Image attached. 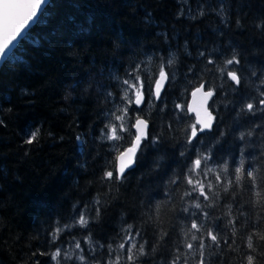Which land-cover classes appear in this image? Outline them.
Segmentation results:
<instances>
[{"label":"snow or ice","instance_id":"1","mask_svg":"<svg viewBox=\"0 0 264 264\" xmlns=\"http://www.w3.org/2000/svg\"><path fill=\"white\" fill-rule=\"evenodd\" d=\"M49 3L0 0V62L8 61L26 40L42 46L31 36V28L42 20ZM177 4V20H197L215 13L224 28L234 22L238 29L244 27L243 9L252 6L250 0H215L214 4L212 0H177ZM233 9L237 10L234 21L229 15ZM254 27L264 36V15ZM215 34L218 39L225 35L222 29ZM158 36L162 46L153 45L154 51L125 68L123 76L113 71L115 56L111 67L95 68L93 89L111 107L102 109V126L93 140L107 145L108 152L119 160L118 167L109 162L114 171L104 172L100 178L104 186L126 184L139 168L137 155L142 162L149 149L163 152L153 160L151 169L160 180L155 195L163 192V199L151 194V186L144 182L147 173L138 177L149 188L139 208L133 209L138 222L123 220L107 243L94 240L89 225L97 222L101 208L107 209L108 197L102 201L97 195L89 203H74L66 222L54 219V226L47 230L49 250L33 253L47 257L49 264H212L213 256L220 259L225 251L234 257L228 264H264V59L254 63L231 41L197 45L193 53L187 39L181 46L169 41L167 33ZM113 48L119 51L120 45L114 42ZM250 55L264 57V50ZM188 59L194 62L187 63ZM178 83L182 91L173 99ZM112 87L115 94L107 90ZM197 93L202 94L204 105L211 104L202 112L192 109L197 112L196 123L181 127L190 119L186 97ZM141 112L149 119L139 115ZM126 120L128 127L124 126ZM0 126H6L2 119ZM41 127L28 130L26 145L38 141ZM229 137L236 142L235 150L214 155L216 146ZM76 139L83 156L85 141L80 136ZM169 149L179 157L174 161L178 168L167 164ZM78 167L86 169L87 160ZM77 231L87 234L78 239Z\"/></svg>","mask_w":264,"mask_h":264},{"label":"trees","instance_id":"2","mask_svg":"<svg viewBox=\"0 0 264 264\" xmlns=\"http://www.w3.org/2000/svg\"><path fill=\"white\" fill-rule=\"evenodd\" d=\"M250 3L251 8L241 13L244 27L238 29L234 22L224 28L215 13L197 20H177V0H50L42 20L31 28V36L42 46L35 47L30 39L26 40L0 66V119L6 125L0 126V264H49L47 257L33 253L49 250L47 230L54 226L53 220L66 222L74 203H89L97 195L102 201L108 197V206L106 210L101 208L97 222L89 225L94 240L107 243V237H115L123 220L138 222L133 209L139 208L149 188L137 178L147 173L144 182L155 195L160 180L151 169L153 160L164 153L149 149L142 162L137 155L139 168L126 184L101 183L105 171H114L109 162L115 165V157L107 145L93 140L102 126V109L111 107L93 89L95 68L111 67L115 56L113 71L123 76L125 68L154 51L153 45L162 46L160 33H167L169 41L181 46L187 39L193 53L197 45L231 41L250 60L258 62L264 57L250 54L264 50V36L254 27L258 17L264 15V0ZM236 11L229 13L233 21ZM244 13L246 19L242 18ZM145 19L151 22L145 23ZM221 29L225 35L218 39L215 31ZM114 42L120 45L119 51L113 48ZM172 50L176 52L175 47ZM177 56L185 60L180 52ZM107 90L115 92L116 88ZM179 91L180 83L173 99ZM139 115L149 119L143 112ZM188 116L190 119L181 127L194 123L193 116ZM152 119H157L155 110ZM225 119L229 117L225 115ZM36 126H42L40 138L26 145L28 130ZM77 136L85 141L83 156ZM236 146L229 137L216 146L214 155L219 152L224 156ZM85 160L87 168H79ZM178 160L169 149L167 164L178 168L174 162ZM155 198L162 200L163 192ZM86 234L77 231L76 237ZM230 259L234 257L225 251L220 259L213 256L212 264H228Z\"/></svg>","mask_w":264,"mask_h":264},{"label":"water","instance_id":"3","mask_svg":"<svg viewBox=\"0 0 264 264\" xmlns=\"http://www.w3.org/2000/svg\"><path fill=\"white\" fill-rule=\"evenodd\" d=\"M2 63L3 62H0V66H1ZM192 91H194V89ZM209 102L210 101H208L207 105L203 104L202 94L201 93H197L195 96H192L190 94L188 95V99H187V105H188V108H189L188 114L193 116L194 123H196L197 112L196 111H192V109H197L200 112H202L203 111V107H207L209 105ZM115 166L116 167L119 166V160L118 159H115Z\"/></svg>","mask_w":264,"mask_h":264},{"label":"rangeland","instance_id":"4","mask_svg":"<svg viewBox=\"0 0 264 264\" xmlns=\"http://www.w3.org/2000/svg\"><path fill=\"white\" fill-rule=\"evenodd\" d=\"M114 94L116 93V91L115 92H113ZM117 114H119V113H117ZM129 115H131V109L129 110ZM125 127H128L129 126V124H128V122H127V120L125 121V125H124ZM125 138L127 139V134H125ZM127 147V146H126ZM123 150V149H122Z\"/></svg>","mask_w":264,"mask_h":264}]
</instances>
